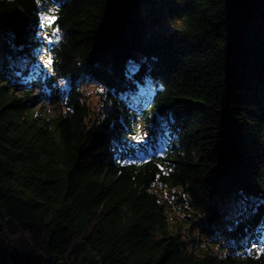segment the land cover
I'll return each instance as SVG.
<instances>
[{
	"label": "trees",
	"instance_id": "1",
	"mask_svg": "<svg viewBox=\"0 0 264 264\" xmlns=\"http://www.w3.org/2000/svg\"><path fill=\"white\" fill-rule=\"evenodd\" d=\"M151 124L164 150L122 159ZM154 185L230 246L191 250ZM260 248L264 0H0V264H264Z\"/></svg>",
	"mask_w": 264,
	"mask_h": 264
},
{
	"label": "rangeland",
	"instance_id": "2",
	"mask_svg": "<svg viewBox=\"0 0 264 264\" xmlns=\"http://www.w3.org/2000/svg\"><path fill=\"white\" fill-rule=\"evenodd\" d=\"M45 16H51L50 12H46L44 14V17ZM49 29L50 26L47 23L42 35L44 39L48 37L50 32ZM41 74V66L36 67L32 73L35 79L41 77ZM87 90L92 93L94 88L89 86ZM97 102L98 97L91 96L90 103L93 107H96ZM50 108L52 114H55L58 111L56 106H50ZM140 130L141 133L139 138L136 137L135 139L124 142L119 149L122 159L136 160L150 158L164 150L166 143L164 142L165 136L161 127H154L153 124H151L150 127L143 125ZM153 190L157 192L162 203L168 210L172 223V232H181L184 242L191 250L202 252L205 250V246L209 245L215 250L220 251L222 243L227 245V247L230 246L223 241L215 243L213 239L202 232L203 229L200 227L201 216L190 206L187 195L183 194L180 190H172L162 185H154ZM243 203L242 200L239 202L240 205ZM236 204L237 201L234 198H231L223 201L220 205L228 213H234ZM203 221L206 222L207 219H203Z\"/></svg>",
	"mask_w": 264,
	"mask_h": 264
},
{
	"label": "snow or ice",
	"instance_id": "3",
	"mask_svg": "<svg viewBox=\"0 0 264 264\" xmlns=\"http://www.w3.org/2000/svg\"><path fill=\"white\" fill-rule=\"evenodd\" d=\"M37 2L39 3V0H37ZM42 19L44 20V22L48 23V24H54L55 23V20L57 19V17L55 15H51V16H45V17H42ZM59 27L56 26L54 28V31H53V35L56 36L57 39H59ZM49 65L51 63V58H49V61H48ZM249 251H251V249H249ZM259 251L261 253H264V248H260Z\"/></svg>",
	"mask_w": 264,
	"mask_h": 264
}]
</instances>
